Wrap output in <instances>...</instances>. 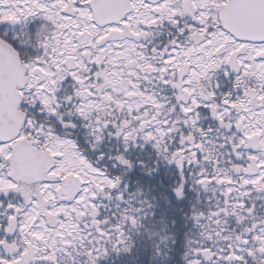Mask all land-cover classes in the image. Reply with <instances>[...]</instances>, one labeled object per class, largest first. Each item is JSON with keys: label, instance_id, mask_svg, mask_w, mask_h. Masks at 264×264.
Listing matches in <instances>:
<instances>
[{"label": "snow or ice", "instance_id": "obj_1", "mask_svg": "<svg viewBox=\"0 0 264 264\" xmlns=\"http://www.w3.org/2000/svg\"><path fill=\"white\" fill-rule=\"evenodd\" d=\"M0 264H264V0H0Z\"/></svg>", "mask_w": 264, "mask_h": 264}]
</instances>
